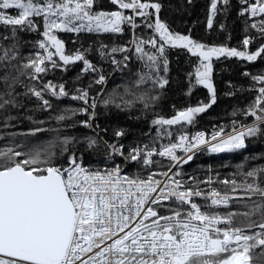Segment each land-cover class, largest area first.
I'll list each match as a JSON object with an SVG mask.
<instances>
[{
	"label": "snow or ice",
	"instance_id": "snow-or-ice-1",
	"mask_svg": "<svg viewBox=\"0 0 264 264\" xmlns=\"http://www.w3.org/2000/svg\"><path fill=\"white\" fill-rule=\"evenodd\" d=\"M240 2L243 7L239 15L248 16L251 19L248 26L264 39V0ZM112 3L118 10L93 13L94 0H0V29L11 33V36L0 35V110L23 107L18 99L21 95L34 96L45 110L52 107L45 94L51 93L57 98L68 96L62 83L49 81L39 88L24 85L21 77L39 81L40 74L49 70L47 64L57 68L82 62L83 73H98L92 83H106L102 70L87 58L88 49L65 54L64 43L55 34L57 30L80 32L86 28L89 32L121 33L124 25L132 29L139 27L138 17L147 20L154 16V22L146 26L155 34L147 40L134 37L132 41L138 58L145 61L144 70L137 73V79L123 93L114 89L101 101L104 106L111 105L121 111L137 107L150 111L157 104L158 91L169 83L166 45L180 46L198 55L203 70H196L195 82L209 90L210 102L178 111L171 118L156 115L152 124L161 129L192 124L198 114L216 102V90L210 79L214 56L240 57L247 61L264 56V44L254 52L223 46L206 48L190 36L174 34L159 18L162 7L159 2L112 0ZM218 4L226 10L229 0H211L209 28L221 10ZM126 11L130 14H125ZM36 18L43 20L45 39L38 46L46 55L37 53L22 60L15 43L5 46L3 42L15 40L20 31H38ZM254 39L246 36L242 43L248 46ZM149 45L154 52L145 51ZM105 48L102 45L100 49L102 58L111 56L113 65L127 67L130 56L124 55L122 61L114 58L115 53H127L126 46L113 47L110 51ZM252 80L261 86L253 103L243 110V115L254 117L251 124L237 128L233 122L231 132L225 133L221 128L210 138L204 132L191 137L181 134L176 143L164 145L159 151L148 145L132 146L126 156L123 144L103 141L109 157L118 155L127 162L142 161L144 166L155 163L154 155L170 160L167 170L149 172L143 178L125 174L119 165L110 169L86 167L82 155L71 147L78 143L76 138L61 137L59 129H55L56 137L27 151L12 147L0 149V264H252L256 249L260 251L255 258L264 264V165L244 172L242 183L228 178L219 181L231 191L242 189L250 202L246 204V211L224 216L210 214L202 208L227 205L231 199L228 195L222 196L213 188L206 197L210 198V205L198 204L194 199L206 196L199 184L211 185L212 177L189 187L179 171L181 165L193 159L196 151L232 152L245 148L247 137L264 135V75L252 76ZM17 86L27 87V92H17ZM76 92L71 98L87 107L65 109L54 119L71 120L78 113H89L91 108L89 120L80 121L84 127L91 128L97 98L89 96L88 88H78ZM45 130L37 127L30 134L35 136ZM163 134L171 136L166 130ZM124 135L122 129L114 132L117 139ZM87 140L89 149L98 143L91 137ZM177 149L185 155H177ZM65 156L67 166L61 162ZM162 211L167 214H161ZM236 217H242L239 226H234Z\"/></svg>",
	"mask_w": 264,
	"mask_h": 264
},
{
	"label": "trees",
	"instance_id": "trees-1",
	"mask_svg": "<svg viewBox=\"0 0 264 264\" xmlns=\"http://www.w3.org/2000/svg\"><path fill=\"white\" fill-rule=\"evenodd\" d=\"M151 2L161 4L159 18L171 32L190 36L192 40L204 44L206 48L223 46L236 48L239 51L254 52L261 44H264V39H260L259 34L248 26L251 19L239 15L240 9L243 7L240 0H229L226 10L218 4V8L221 10L213 18L211 28L208 27V4L210 0H151ZM116 10H118V6L113 4L112 0H94L93 13ZM10 14L16 15L15 12ZM125 14H130V12L126 11ZM152 22H154V16L147 20H141L138 17L137 24L139 27L132 29L130 26L124 25V30L121 33L89 32L86 28L80 32L57 30L55 34L58 39L63 41L65 54L71 55L77 50L88 49L87 58L99 70H102L107 78L106 83L103 85L92 83L98 78V73H83L82 62L57 68H52L51 64H47L49 70L40 75L39 81H32L27 76L21 77L24 85L29 87L39 88L49 81L53 84L62 83L69 95L57 98L51 93L45 94V99H48L52 105L47 110L41 107V102L34 96L21 95L18 99L23 107H9L0 110V149L12 147L18 151H27L34 145L56 137L58 133L55 129H59L61 137L76 138L78 143L71 147L78 155H82L86 167L105 168L109 166L108 159L110 157L103 141L123 144L125 147L141 143L157 146L174 140L181 134H191L197 129L210 130L213 125L229 128L234 126L233 122H235V126L251 124L254 117L243 115V110L253 103L256 94H258L257 88L261 85L254 82L252 76L264 75V56L258 57L256 61H247L240 57L220 56L217 58L214 56L211 60V83L214 75L234 76L249 73V75H245L248 81L247 94L238 108L228 112H214L212 111V104L205 112L198 114L192 124L183 123L182 125L171 126V128L163 126V129L152 124L156 115L171 118L178 111L210 102L209 90L195 82L196 70L198 68L203 70L201 58L180 46L166 45L165 56L168 60L167 79L169 83L163 90L158 91L160 99L152 110L142 111L137 107L121 111L111 105L106 107L101 103L114 89L123 93L125 87H131L137 79V73L144 70L145 61L138 58L139 54L135 52L133 44L130 48L128 45L134 37H141L145 40L151 38L155 34L154 30L149 29L146 25ZM36 23L39 25L38 31H20L15 40L9 39L3 42L5 46L15 43L22 60L34 57L39 53L36 42L45 39L42 35L44 31L42 18H36ZM0 35L11 36V33L0 29ZM246 36L256 37V39L248 46H244L242 42ZM102 45L106 46L105 51H110L113 47L126 46L129 51L127 53H115L114 58L122 61L124 55L130 56L127 67L113 65L111 56L102 58L100 55ZM145 51L154 52L155 50L149 45L146 46ZM90 83L91 88H89ZM78 88H88L89 96L97 98V107L95 117L91 119V128L80 124V121L89 120L91 108H89V113H78L71 120L57 122L54 119L65 109L87 107L82 101L71 98L72 95L78 94L76 92ZM16 90L23 94L27 92V87L17 86ZM152 94L155 95L157 92ZM90 103L91 100H89ZM9 117L11 119H8ZM41 121L44 123H39ZM5 122H7V127H5ZM37 127L46 130L37 133L35 136L31 135L32 130ZM121 129L124 130L125 135L117 139L114 132ZM164 130L171 132V136L164 135ZM89 137L98 141L91 149L87 147V138ZM245 142L246 147L238 151L219 153L200 151L196 153L187 165L179 168L181 178L187 182L189 187H194L196 182L205 181L208 177H212L213 183L211 185L201 183L199 188L212 187L223 192H229L230 189L220 184V180L225 178L236 179L238 183H242L244 172L250 168L264 165V135L247 137ZM61 162L67 166V157L61 158ZM154 162L153 168L164 165L162 161ZM126 170L129 176L139 175L143 178L148 175L151 168L143 167L139 162H127ZM189 178H194V180ZM247 203L250 202L246 200L245 195H241L233 198L228 208L221 210L203 209L210 213L227 215L229 212L246 211ZM241 219L242 217H236L234 226H239ZM259 251L256 249L253 253L252 264H261V261L255 258Z\"/></svg>",
	"mask_w": 264,
	"mask_h": 264
},
{
	"label": "built area",
	"instance_id": "built-area-1",
	"mask_svg": "<svg viewBox=\"0 0 264 264\" xmlns=\"http://www.w3.org/2000/svg\"><path fill=\"white\" fill-rule=\"evenodd\" d=\"M210 5H211V0H210V2H209V4H208V17H209V15H210ZM247 18H249L248 16H246ZM250 19V18H249ZM40 41V40H39ZM39 41H37L36 42V46H37V49H38V51L40 52V55H46V53L44 52V50L43 49H40L39 48V46H38V42ZM131 45H132V42L130 41L129 42V45H128V48H130L131 47ZM41 75V74H40ZM259 88V87H258ZM257 88V89H258ZM258 93V92H257ZM256 96H257V94H256ZM255 96V97H256ZM232 127L233 126H231V127H229V128H226V127H224V126H222V125H213V127L210 129V130H204V129H197V130H195L193 133H191V134H187L189 137H191V136H193V135H195L196 133H198V132H204L205 134H206V138H210L211 137V135L214 133V132H216V131H219L221 128H223L224 129V132L225 133H229V132H231V130H232ZM237 128L239 127V126H236ZM177 142V138L176 139H174V140H171V141H168V142H165V143H163V144H160V145H157V146H148L149 148H156L157 149V151H159V150H161L162 149V146H164V145H168V144H170V143H176ZM138 145H145L144 143H141V144H138ZM132 146H136V145H132ZM132 146H128V147H125V149H124V151H125V156L128 154V149H129V147H132ZM239 150H241V149H239ZM200 151H206V152H208V153H212V152H210V151H207V150H205V149H202V150H199V151H196L195 152V154L196 153H198V152H200ZM235 151H238V150H235ZM225 152H228V151H225ZM176 154L177 155H179V156H184L185 155V153H183V151L182 150H180V149H177L176 150ZM194 154V155H195ZM193 155V156H194ZM152 159H153V161H162V162H164V165H166V166H164L163 164L162 165H160V166H155L154 168L152 167L153 165H151V166H144L143 164H142V161L141 162H139L143 167H147V168H151V170H150V172H162V171H165V170H167V168L169 167V166H171V162H170V160L167 158V157H161V156H159V155H154L153 157H152ZM108 162H109V166H106L105 168H113V167H115L116 165H119V166H121L123 169H124V173L125 174H127L128 175V171L126 170V165H127V161H125L124 160V158L123 157H121V156H118V155H113L112 157H110L109 159H108ZM190 162V161H189ZM188 162V163H189ZM187 163V164H188ZM187 164H183V165H181V167H183V166H185V165H187ZM180 167V168H181ZM158 179H160L161 177H157ZM205 194H206V196H202V197H196V198H194L195 199V202L196 203H198V204H201V205H205V204H208V205H210V203H211V200H210V198H206L209 194H210V192H211V190L213 189L212 187H210V188H200ZM214 189H216V188H214ZM217 191H219L220 192V194L223 196V195H228L229 197H231V199L229 200V203L227 204V205H219V206H212L211 208H209V209H213V210H221V209H225V208H228L229 206H230V204H231V201L233 200V198H235L236 196H240V195H245V194H238L237 192H234V191H229V192H223V191H220V190H218V189H216ZM202 211H205L203 208H202ZM210 213V212H209ZM161 214H167V213H165V212H161ZM210 214H213V213H210ZM215 214H219V215H221V216H224V214H220V213H215ZM225 225H220V227H224Z\"/></svg>",
	"mask_w": 264,
	"mask_h": 264
},
{
	"label": "rangeland",
	"instance_id": "rangeland-1",
	"mask_svg": "<svg viewBox=\"0 0 264 264\" xmlns=\"http://www.w3.org/2000/svg\"><path fill=\"white\" fill-rule=\"evenodd\" d=\"M212 79V84L216 90V102L213 104L212 111L228 112L242 104L248 87L245 75H214ZM237 193L245 194L242 189Z\"/></svg>",
	"mask_w": 264,
	"mask_h": 264
},
{
	"label": "crops",
	"instance_id": "crops-1",
	"mask_svg": "<svg viewBox=\"0 0 264 264\" xmlns=\"http://www.w3.org/2000/svg\"><path fill=\"white\" fill-rule=\"evenodd\" d=\"M239 190L241 191V189H237V190H236V191H234V192H237V191H239Z\"/></svg>",
	"mask_w": 264,
	"mask_h": 264
}]
</instances>
